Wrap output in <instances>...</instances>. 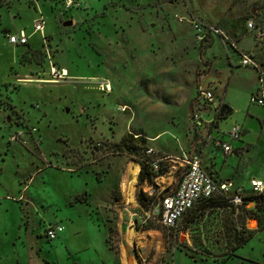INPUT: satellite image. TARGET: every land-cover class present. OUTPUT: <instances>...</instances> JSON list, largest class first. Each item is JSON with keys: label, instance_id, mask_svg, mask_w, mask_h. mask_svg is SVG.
I'll return each mask as SVG.
<instances>
[{"label": "rangeland", "instance_id": "rangeland-1", "mask_svg": "<svg viewBox=\"0 0 264 264\" xmlns=\"http://www.w3.org/2000/svg\"><path fill=\"white\" fill-rule=\"evenodd\" d=\"M38 10L48 34L44 42L39 32L32 33ZM186 11L212 23L224 21L246 46L253 45L252 37L241 32L248 18L264 33V0L0 4V188L8 194L0 195V264H123V259L218 264L231 251L232 216L225 209L206 207L190 220L187 215L177 236L143 212L156 203V189L168 192L178 181L181 159L201 151V146L194 151L182 105L203 68L193 47L207 42L195 43L189 23L175 19ZM4 25L11 31L24 29L34 52L26 54V45L10 44ZM260 43L258 59L264 57V34ZM227 47L215 35L210 52L216 71L227 65ZM50 65L64 66L67 75L55 80ZM255 125L249 123L251 138ZM26 129L30 134L9 140L13 131ZM127 132L145 135L152 156H172L162 161L165 170L156 182L149 183L152 194L136 178L134 202L126 201L121 181L128 165L137 161L108 147ZM180 146L193 151L183 155ZM245 158L251 175L262 178L264 150L255 147ZM232 160L227 172L237 162L235 156ZM248 177L244 170L234 180L247 184ZM23 180L26 189L18 199ZM139 192L145 194L144 204ZM56 221L64 230L49 240L44 231ZM129 225L136 231L130 241ZM244 226L256 228L257 222L248 215ZM233 253L221 264H264V228Z\"/></svg>", "mask_w": 264, "mask_h": 264}, {"label": "built area", "instance_id": "built-area-1", "mask_svg": "<svg viewBox=\"0 0 264 264\" xmlns=\"http://www.w3.org/2000/svg\"><path fill=\"white\" fill-rule=\"evenodd\" d=\"M2 1L4 0H0V4ZM34 7L38 9V5ZM175 19L179 22L186 21L189 23L193 29V38L197 43H201L202 41L208 39L210 35L215 34L220 37L225 46H234V40L222 27L204 19L201 16H195L189 11H186L185 15L176 14ZM244 24L247 31L254 30V38L256 40H261L264 33L261 29L255 30V23L251 18H248ZM44 27L45 19L42 12L39 11L38 15L32 19V33L39 32L43 42L47 38ZM5 35L7 37V41L13 45H25L27 44L29 38V35L24 31V29L6 31ZM239 63L242 65H250L257 69V86L250 95V102L264 106V58L261 61H258L251 53L241 52ZM61 69L62 67L54 68L50 65L49 74L52 75V78L55 80L62 78L67 75V71L62 73ZM106 85L107 84L104 83V87H106ZM213 100L214 93L212 90L207 88L198 89L196 103L189 113V121L192 129L196 130L206 126L207 124L213 123L212 121L206 122L200 115V110L212 103ZM214 109L216 113H219V105H216ZM34 130L35 127H32L31 131ZM241 132V125L233 124L227 130L222 131V134L226 136L225 139H222L221 137H216L214 139L210 131L207 130L205 132V139H214V143L219 146L224 153H230L233 150L230 140L239 139ZM23 133L30 134V131H27V129L23 132L20 130L13 131L9 134V140H15L16 137L20 135L23 136ZM144 152L149 156L146 161L153 172H157L159 170L160 163H162V161L172 158L170 155L154 157L152 156L153 150L150 147H147ZM181 168V176L178 181L169 189L168 192L161 193V190L156 189V203L153 205V208L143 211L145 217L155 218L161 225L170 229L174 236H177L178 233L182 231L180 220L184 213L201 199L220 195L233 206L234 215L236 216L243 205L244 197L248 193L264 194V178H251L249 180V191H245L239 186L233 187L230 181L214 179L207 171H205L201 165L200 157L198 155L182 158ZM158 176L159 175L154 176L152 181L156 182ZM143 183L148 188L146 192L152 194L154 188L152 187V184H149L152 182L144 180ZM148 185H150V187H148ZM62 230L63 225L60 222H54L46 227L44 235L50 240L58 235V233Z\"/></svg>", "mask_w": 264, "mask_h": 264}, {"label": "crops", "instance_id": "crops-1", "mask_svg": "<svg viewBox=\"0 0 264 264\" xmlns=\"http://www.w3.org/2000/svg\"><path fill=\"white\" fill-rule=\"evenodd\" d=\"M7 1L8 0H4L1 4H5L7 3ZM215 24L222 27L227 32V34L234 40V46H228L227 49H225L227 65H225L222 69H219L218 71H216V67H214V59H212L214 53L210 52V49L215 42V34L210 35L208 39L202 41L207 42L205 46L201 48L194 46L193 48L198 51L196 62H198L197 60H201L203 63V68L202 71H199L197 74L196 84L191 90L192 94L188 95L187 99H185V104H183L182 106L185 105L184 110L187 109L189 115L191 109L196 103L198 89L207 88L212 90V92L214 93V100L212 103L203 107L200 110V115L206 122L212 121L213 123L207 124L208 126L206 125L194 130L190 126L189 121V135L191 136L190 140H195L194 149H196L194 151H196L197 154L198 147L201 146V151L198 155L200 157L201 165L203 169L207 171L214 179L228 180L231 182L233 187L239 186L242 187L245 191H249V180L251 178H264V176L260 178L259 176L251 175V169L247 167L248 162L245 158V155L248 154V152L253 150L255 147L264 150V106L250 102V95L256 89L257 86V69L250 65L240 64L239 58L241 52L251 53L256 58L255 54H262V43H260V40L258 41L254 38V32H252L253 30H246L245 24L241 26V32L245 31V34H248L252 37L253 45L250 46L244 45L243 38L239 34H237L235 29L229 27L224 21L222 24L219 23L218 20ZM6 31L11 30L9 26L4 25L3 32L5 33ZM45 34L48 35L47 32H45ZM190 36H192L193 38V29ZM28 42L29 41H27V44H25L27 48V50H25L26 54H30L28 53V51L31 53L34 52V49L31 48ZM195 43L197 42L195 41ZM263 58L256 59L258 61H261ZM177 90V87H175L176 92ZM175 91L172 93V96H174ZM216 105H219L220 109L221 107H224L225 113H223L221 116L219 115V113L215 112L214 107ZM220 118H223V120ZM251 122H254L256 124V128L254 127V133L255 131L256 133L254 134L255 136L252 138L250 135H252L253 132L252 129L249 128V123ZM223 123L225 124V127L221 126V124ZM233 124L241 125L242 132L239 139L230 140V143L233 147L232 152L224 153L219 148V146L214 143V139L216 137H221L222 139H225L226 136L222 134V131L227 130ZM206 130L210 131L214 139H205ZM180 151L183 155H189L193 151V147L190 146L188 150H184L182 146H180ZM233 156L237 158V162L234 165L232 164V171L230 169V171L227 172L225 166H228V162L232 160ZM244 170L249 175L247 184L244 182H235L234 177L236 175H241ZM168 175L171 174L168 173ZM22 183H24L22 188L18 189V199L20 198L21 190L26 187L25 180L19 182V184ZM4 194L8 195L3 188H0V195ZM60 233H58V235Z\"/></svg>", "mask_w": 264, "mask_h": 264}, {"label": "trees", "instance_id": "trees-1", "mask_svg": "<svg viewBox=\"0 0 264 264\" xmlns=\"http://www.w3.org/2000/svg\"><path fill=\"white\" fill-rule=\"evenodd\" d=\"M31 3V2H30ZM32 4V3H31ZM34 7V4H33ZM109 151L113 153H124L130 159H134L139 163V172L137 175V179L139 181H148L151 182L152 178L156 175H161L164 172V167L160 163V168L157 172H153L150 169L149 164L146 159L149 157L145 154L146 145V137L141 133H133L127 132L125 133L119 141L113 142L108 145ZM139 199L142 204H144L143 199H145V194L139 192ZM76 199L79 200V197L76 196ZM248 202L254 203L252 208L246 207ZM206 207H214L225 209L232 216V225L228 232V237L232 242L231 251L225 254L222 260L218 264L223 263L226 259L232 257L234 255L233 251L244 244L248 239H250L253 234L264 228V194L263 193H248L244 197L243 205L239 213L234 215L233 206L228 203L222 196L215 195L210 198L201 199L197 203H195L191 208H189L184 215L182 216L180 222L183 230L182 221L188 215L186 220H190L196 216L197 211H202ZM254 218L257 222L256 228H246L244 226V219L247 216ZM240 216V225L238 224V217ZM240 226L241 229H238Z\"/></svg>", "mask_w": 264, "mask_h": 264}, {"label": "bare ground", "instance_id": "bare-ground-1", "mask_svg": "<svg viewBox=\"0 0 264 264\" xmlns=\"http://www.w3.org/2000/svg\"><path fill=\"white\" fill-rule=\"evenodd\" d=\"M61 71L62 73H65L67 70L66 68L62 67ZM138 171L139 164L137 162H131L127 167L123 180L121 181V190L123 191L127 202H134V190ZM135 233L136 231L134 228L130 227L129 225L126 230V238L128 241L132 240L136 236ZM123 264H136V262H129L128 260L123 259Z\"/></svg>", "mask_w": 264, "mask_h": 264}, {"label": "water", "instance_id": "water-1", "mask_svg": "<svg viewBox=\"0 0 264 264\" xmlns=\"http://www.w3.org/2000/svg\"><path fill=\"white\" fill-rule=\"evenodd\" d=\"M223 113H225V111H224V107H221V109H220V111H219V115L221 116ZM139 164V163H138ZM139 168H140V166H139Z\"/></svg>", "mask_w": 264, "mask_h": 264}]
</instances>
